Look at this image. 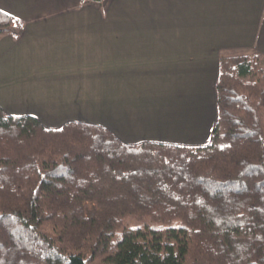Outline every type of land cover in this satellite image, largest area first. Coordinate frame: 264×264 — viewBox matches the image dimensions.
<instances>
[{"label": "trees", "instance_id": "1", "mask_svg": "<svg viewBox=\"0 0 264 264\" xmlns=\"http://www.w3.org/2000/svg\"><path fill=\"white\" fill-rule=\"evenodd\" d=\"M21 28L0 10V34ZM215 90L202 146L0 108V264H264L261 56H222Z\"/></svg>", "mask_w": 264, "mask_h": 264}, {"label": "crops", "instance_id": "2", "mask_svg": "<svg viewBox=\"0 0 264 264\" xmlns=\"http://www.w3.org/2000/svg\"><path fill=\"white\" fill-rule=\"evenodd\" d=\"M0 108L50 128L107 127L127 144L202 146L224 55L264 58V0H0Z\"/></svg>", "mask_w": 264, "mask_h": 264}, {"label": "rangeland", "instance_id": "3", "mask_svg": "<svg viewBox=\"0 0 264 264\" xmlns=\"http://www.w3.org/2000/svg\"><path fill=\"white\" fill-rule=\"evenodd\" d=\"M261 66L264 68V58L261 57ZM120 139V138H119ZM122 141V140H121Z\"/></svg>", "mask_w": 264, "mask_h": 264}]
</instances>
